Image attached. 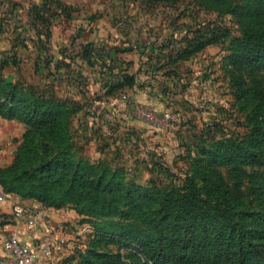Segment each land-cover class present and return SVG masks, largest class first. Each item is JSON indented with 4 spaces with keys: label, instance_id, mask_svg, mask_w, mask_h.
Listing matches in <instances>:
<instances>
[{
    "label": "rangeland",
    "instance_id": "rangeland-1",
    "mask_svg": "<svg viewBox=\"0 0 264 264\" xmlns=\"http://www.w3.org/2000/svg\"><path fill=\"white\" fill-rule=\"evenodd\" d=\"M243 6V0L220 5L207 0H0V96L5 98L14 88L33 89L82 105L70 125L76 158L121 171L120 178L127 182L173 187L196 168L200 147L222 132H246L250 106L236 94L233 74L264 94V64L233 68L227 59L231 40L241 31L238 15ZM209 38L213 43L184 57L189 41ZM88 42L110 51L119 48L114 57L130 64L122 66L129 74L146 57L154 67L159 55L163 92L157 83L144 85L139 80L105 96L96 65L81 66L76 57ZM148 43L159 44L161 50L150 49ZM129 46L136 48L122 51ZM115 64L108 68L116 71ZM86 78L89 91L81 94ZM143 112L154 119H144ZM26 130L19 121L0 117L1 144L12 147L13 159ZM242 170L243 201L256 210L261 184L254 173L263 168ZM215 171L226 183L236 182L232 167ZM1 203L3 210L6 203ZM55 210L67 226L64 252L46 264H63L73 251L88 249L97 223L118 221L88 216L70 206Z\"/></svg>",
    "mask_w": 264,
    "mask_h": 264
},
{
    "label": "trees",
    "instance_id": "trees-1",
    "mask_svg": "<svg viewBox=\"0 0 264 264\" xmlns=\"http://www.w3.org/2000/svg\"><path fill=\"white\" fill-rule=\"evenodd\" d=\"M243 1L238 15L241 31L231 40L227 56L233 68L264 64V0ZM213 40L189 41L184 57ZM148 45L161 50L159 44ZM83 46L76 57L81 66L96 65L105 96L139 80L144 85L153 81L163 92L159 55L153 59L154 67L146 57L129 74L122 69L129 63L114 57L119 48L110 51L91 42ZM113 64L116 71L108 68ZM72 74L68 72L67 78ZM85 80L81 94L89 91ZM232 81L238 97L250 106L246 132L216 135L207 147H200L196 168L180 184L163 189L127 182L120 178L121 171L74 156L70 125L82 105L14 88L5 98L0 96V117L19 121L27 130L12 163L0 167L2 191L32 198L46 208L70 206L88 216L118 219L97 223L89 248L73 251L63 264H264V94L247 86L240 75L233 74ZM220 166L235 171L233 185L215 171ZM242 167L263 168L254 173L261 184L256 210L243 201ZM11 223L13 215L0 212V227Z\"/></svg>",
    "mask_w": 264,
    "mask_h": 264
},
{
    "label": "built area",
    "instance_id": "built-area-1",
    "mask_svg": "<svg viewBox=\"0 0 264 264\" xmlns=\"http://www.w3.org/2000/svg\"><path fill=\"white\" fill-rule=\"evenodd\" d=\"M124 97V96H123ZM142 116L146 120H153L154 117L149 112H143ZM166 119H170L169 113L164 114ZM2 134L0 132V146ZM0 202H10L11 214L13 218L24 219V229L31 233L39 224H45L52 236L58 235L54 239L37 238L31 242L24 238L21 230H12L2 242V254L0 264H46L52 260L57 250L56 246L65 245L64 230L67 226L61 222L53 221L42 208L38 206H25L21 204L12 193H5L0 190Z\"/></svg>",
    "mask_w": 264,
    "mask_h": 264
},
{
    "label": "crops",
    "instance_id": "crops-1",
    "mask_svg": "<svg viewBox=\"0 0 264 264\" xmlns=\"http://www.w3.org/2000/svg\"><path fill=\"white\" fill-rule=\"evenodd\" d=\"M84 110L85 107L83 108ZM12 147L10 148H6L5 147V142L3 144H1L0 146V166H6L8 165L12 159H13V150H11ZM0 190L1 187H0ZM16 199L23 205L31 207V206H38L40 208H42L44 210V212L53 220L56 222H62L63 219H61V217L58 214H55L56 210L53 208H46L44 206H42L40 203L36 202V201H22L20 200L17 196ZM1 203V202H0ZM5 206H1L3 207V210H0V212H5V213H10L11 214V206H10V202H5ZM4 204V203H1ZM21 230L23 232L24 238L28 241H34L37 238H43V239H54L57 238L58 235L52 236L49 233V229L48 227H46L45 224H39L37 225V227H35V229L31 232L28 233L25 231L24 229V219L22 218H13V223L5 225L4 227H0V255L2 254V242L3 240L6 238V236L10 233V231L12 230ZM57 250L59 249L58 252L55 253L53 260L54 259H59L60 258V254L63 255V249L62 247H59L58 245L56 246ZM66 251V250H65ZM59 253V254H58Z\"/></svg>",
    "mask_w": 264,
    "mask_h": 264
}]
</instances>
